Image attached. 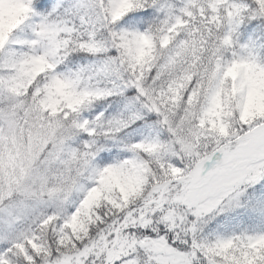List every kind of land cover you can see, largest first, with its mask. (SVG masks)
I'll use <instances>...</instances> for the list:
<instances>
[{
    "label": "snow or ice",
    "instance_id": "6c2138e0",
    "mask_svg": "<svg viewBox=\"0 0 264 264\" xmlns=\"http://www.w3.org/2000/svg\"><path fill=\"white\" fill-rule=\"evenodd\" d=\"M0 264H264V0H0Z\"/></svg>",
    "mask_w": 264,
    "mask_h": 264
}]
</instances>
